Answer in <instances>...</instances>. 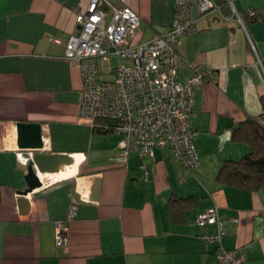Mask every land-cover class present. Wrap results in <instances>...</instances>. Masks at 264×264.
<instances>
[{
	"label": "crops",
	"instance_id": "obj_1",
	"mask_svg": "<svg viewBox=\"0 0 264 264\" xmlns=\"http://www.w3.org/2000/svg\"><path fill=\"white\" fill-rule=\"evenodd\" d=\"M109 1L141 18L137 41L165 34L175 19L174 0ZM90 2L0 0V264H216L217 245L200 237L196 223L213 206L223 246L241 250L246 264H264V186L249 191L217 181L225 161L251 151L233 140L235 128L262 113L264 0H237L238 12L256 14L248 27L208 15L178 45L181 81L193 65L215 76L195 91L190 123L200 165L193 171L167 148L126 158L107 123L80 118L82 76L65 44ZM19 122L42 126L46 152L83 158L73 177L29 195L26 216L18 206L28 172L17 157ZM173 200L179 215L168 212ZM58 222L68 230L66 248L56 245Z\"/></svg>",
	"mask_w": 264,
	"mask_h": 264
},
{
	"label": "built area",
	"instance_id": "obj_2",
	"mask_svg": "<svg viewBox=\"0 0 264 264\" xmlns=\"http://www.w3.org/2000/svg\"><path fill=\"white\" fill-rule=\"evenodd\" d=\"M220 0H174L175 19L170 29L150 41H137L142 20L128 7L118 8L109 0H91L78 18L79 32L65 44V57L82 76L79 109L81 119L95 123L108 121L117 137V147L124 157L133 154L151 158L157 148L170 149L181 166L189 171L200 165L195 140L198 132L191 127L195 91L206 80L214 81V72L197 65L185 81L179 72L183 63L178 55L180 41L197 32L199 18L216 15L227 20ZM239 23L244 26L234 0H226ZM197 7L198 16L192 15ZM251 15H255L252 11ZM59 43L58 40H53ZM112 58L121 64L113 67ZM107 63L105 70L103 64ZM18 160L28 165L33 153L18 151ZM40 176L41 188L47 189L66 179L60 171ZM76 208L70 211L71 219ZM200 237L217 245L216 264H246L239 249L223 246L226 234L218 206L198 214ZM215 227V231L208 230ZM68 230L62 222L56 226V245L66 248Z\"/></svg>",
	"mask_w": 264,
	"mask_h": 264
},
{
	"label": "trees",
	"instance_id": "obj_3",
	"mask_svg": "<svg viewBox=\"0 0 264 264\" xmlns=\"http://www.w3.org/2000/svg\"><path fill=\"white\" fill-rule=\"evenodd\" d=\"M219 2L224 16L233 17V11L226 0ZM251 12V9L239 12L246 27L256 20V14L252 16ZM261 102L262 113L259 116L248 118L233 132V140L248 145L251 151L238 160H227L222 164L217 181L223 186H234L249 191H257L264 186V96ZM103 122L109 125L107 131H112L111 123ZM177 202L178 200H173L168 205L170 215H179L177 212L181 208L175 205Z\"/></svg>",
	"mask_w": 264,
	"mask_h": 264
},
{
	"label": "water",
	"instance_id": "obj_4",
	"mask_svg": "<svg viewBox=\"0 0 264 264\" xmlns=\"http://www.w3.org/2000/svg\"><path fill=\"white\" fill-rule=\"evenodd\" d=\"M18 151L25 154L33 153L28 163V172L25 175L26 187L18 191L20 199L18 206L21 215L26 216L30 211L28 197L35 190L41 188L40 176L59 173L63 167L74 164L73 155L46 152L43 139V128L40 124L19 122L16 124ZM82 202L79 195H75Z\"/></svg>",
	"mask_w": 264,
	"mask_h": 264
},
{
	"label": "bare ground",
	"instance_id": "obj_5",
	"mask_svg": "<svg viewBox=\"0 0 264 264\" xmlns=\"http://www.w3.org/2000/svg\"><path fill=\"white\" fill-rule=\"evenodd\" d=\"M47 143V141H46ZM74 158V164L72 166H65L62 168L61 172L63 173V175L67 178H71L73 177V173H76L78 168L82 165L83 163V158L82 156L77 157V156H73ZM49 175H41L42 178L44 177H48Z\"/></svg>",
	"mask_w": 264,
	"mask_h": 264
},
{
	"label": "rangeland",
	"instance_id": "obj_6",
	"mask_svg": "<svg viewBox=\"0 0 264 264\" xmlns=\"http://www.w3.org/2000/svg\"><path fill=\"white\" fill-rule=\"evenodd\" d=\"M234 5H235V7H238L237 0L234 1ZM111 63H112L113 67H118L121 64V61L118 58H112ZM103 66H104L105 70L108 68L107 63H104Z\"/></svg>",
	"mask_w": 264,
	"mask_h": 264
}]
</instances>
